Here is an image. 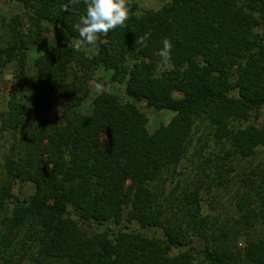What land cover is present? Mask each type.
Returning a JSON list of instances; mask_svg holds the SVG:
<instances>
[{
	"label": "trees",
	"instance_id": "obj_1",
	"mask_svg": "<svg viewBox=\"0 0 264 264\" xmlns=\"http://www.w3.org/2000/svg\"><path fill=\"white\" fill-rule=\"evenodd\" d=\"M13 1L19 10L0 22V73L13 64L23 93L13 91L0 111L2 263L264 264V0H165L141 13L127 0L125 26L99 35L91 55L87 44L74 46L84 0ZM53 25L71 41L35 56L29 82L30 48L45 46ZM163 38L172 45L166 68ZM100 69L123 93L95 94L82 113ZM57 93L67 98L62 125L49 118ZM141 102L173 117L149 131ZM197 121L224 147L220 188L239 163L258 160L227 188L234 223L221 233L201 213L198 186L182 191L175 207L157 188L184 157ZM24 186L32 188L27 196ZM258 226V238H247L241 254L233 250L236 236Z\"/></svg>",
	"mask_w": 264,
	"mask_h": 264
},
{
	"label": "rangeland",
	"instance_id": "obj_2",
	"mask_svg": "<svg viewBox=\"0 0 264 264\" xmlns=\"http://www.w3.org/2000/svg\"><path fill=\"white\" fill-rule=\"evenodd\" d=\"M134 1L138 5V13L144 12L148 9H156L163 4L165 0H128ZM20 7L13 0H0V22L3 18L6 20L10 18L14 12L18 11ZM44 38L47 41L45 46H31L29 55H28V65L30 70L26 76L27 80L32 81L36 77V70L33 67L32 63L38 54L45 51L48 47L53 44L60 42H70L71 40L65 34V32L56 25L50 26V30L43 34ZM85 49L88 55H91L95 51V45H85ZM109 73L100 69L96 72L95 77L90 81L88 85V97L83 101L82 105L79 107V110L82 113H90L92 110V99L96 94L94 84H102L104 90L111 91L114 93L122 94L123 85L117 82H110ZM15 77L13 74V64H8L2 73H0V111L6 107L7 100L10 94L17 90L16 92L23 93V89L16 88L15 86ZM67 98L64 94L57 93L54 95L50 111L49 118L57 124H63L62 113L65 108ZM140 109L147 116V128L149 131H152L158 125L163 123H168L169 120L173 117V113L168 111H155L152 108H149L145 105L144 102L140 103ZM264 117V113L262 114ZM259 118V120L262 119ZM108 137L106 135L102 136V141L107 142ZM224 147L222 143L217 141L213 135L210 127L205 123L196 122L190 146L185 152L184 157L180 160L178 165L174 168H171L170 171L163 172L159 179V185H157L158 190L161 195L170 198L171 205H175L180 202L181 192L192 191L198 186V197L201 205V213L205 216H210L214 218L220 224L218 232L221 233V230L224 231L231 223H234L233 215V206L231 205V193L227 188H235L234 185L238 184L237 179L240 178V172L244 171L247 174H250L251 166L257 163V159L251 161V163L244 162L239 163L237 167V175L235 178L228 183L227 188H220L217 185L218 174L216 171L219 169V166L224 165L227 169L226 161H223ZM172 174L173 178L169 175ZM245 176V175H243ZM17 192V190H16ZM32 192L31 186H24L21 189V196H27ZM231 222V223H230ZM237 227V225L235 226ZM134 229L141 231L143 233L150 234L153 232V229L150 228H141L139 226L133 225ZM263 231V227L258 226L257 228L249 231V235H240L236 236L235 240L232 242L233 250H238L240 254L243 252V249L246 246L247 238L256 239L260 236ZM230 234V233H229ZM231 239V237H230ZM192 245L194 247L202 246V240L199 238H194L192 240ZM239 259V264H242ZM0 264H3L0 260ZM21 264H36L30 259L24 260ZM246 264V263H244Z\"/></svg>",
	"mask_w": 264,
	"mask_h": 264
},
{
	"label": "clouds",
	"instance_id": "obj_3",
	"mask_svg": "<svg viewBox=\"0 0 264 264\" xmlns=\"http://www.w3.org/2000/svg\"><path fill=\"white\" fill-rule=\"evenodd\" d=\"M78 0H69L70 4L77 3ZM86 13L81 16L79 21L74 24V29L79 33V39L75 41V48L80 50L82 44H95L98 36L107 33L116 27L125 26L129 18V8L127 0H84ZM68 10V5L64 6ZM144 37L136 40V43L143 44ZM163 47L158 55L161 57V65L167 67L171 59V42L168 38H163ZM97 95L104 92L102 84H94Z\"/></svg>",
	"mask_w": 264,
	"mask_h": 264
}]
</instances>
